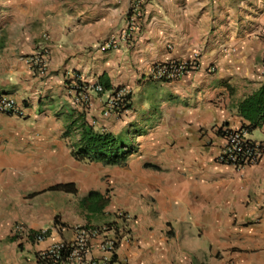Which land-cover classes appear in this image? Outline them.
<instances>
[{
	"label": "crops",
	"instance_id": "1",
	"mask_svg": "<svg viewBox=\"0 0 264 264\" xmlns=\"http://www.w3.org/2000/svg\"><path fill=\"white\" fill-rule=\"evenodd\" d=\"M131 4L0 1V94L24 107L27 124L15 130L14 117L0 115V264H39L37 253L72 240L70 222L81 219L63 201H73L88 228L123 232L113 264H264V155L243 171L215 162L217 129L247 125L238 104L264 86V0H146L127 31ZM41 47L47 58L39 73L28 58ZM194 54L195 71L153 78L156 64ZM75 76L128 90L124 126L99 128L134 146L124 165L72 158L65 118L75 105L66 80ZM90 97L89 122L92 102L106 94ZM247 137L264 141V123ZM68 183L76 194L49 190ZM24 186L33 189L21 194ZM90 191L108 199L99 213L80 206ZM53 212L63 223L50 227L41 218ZM16 224L29 235H14ZM38 232L47 238L31 241ZM101 258L93 239L88 259Z\"/></svg>",
	"mask_w": 264,
	"mask_h": 264
},
{
	"label": "built area",
	"instance_id": "2",
	"mask_svg": "<svg viewBox=\"0 0 264 264\" xmlns=\"http://www.w3.org/2000/svg\"><path fill=\"white\" fill-rule=\"evenodd\" d=\"M145 1L146 0H132L128 12L127 31L131 30L135 21L141 16V6ZM127 31L123 32L124 37L128 35ZM114 43L113 39L106 44V47L111 48ZM46 58L47 51L41 47L34 50L28 58V64L30 67L35 68L36 71H39V73H42L46 66ZM196 68L197 54H194V57L186 63L170 61L156 64L152 70V76L154 79L160 81L176 80L195 71ZM87 85L89 87L85 95H81L84 99L90 101V92H95L97 94L101 93L102 95L106 94L101 110V114L104 118L121 116L126 111L121 109L127 94H129L126 88L119 87L114 88L110 92H103L102 87L96 84V82ZM0 115L23 119L25 117V109L14 98L0 94ZM91 124L94 125L95 123L92 122ZM221 130L223 134L218 137L222 139V144L215 157V162L221 165L231 166L237 171H243L245 168L255 165L260 161L264 155V141L249 139L245 130L242 129L222 127ZM119 216L121 217L122 214L119 213ZM13 232L14 235L18 236L27 237L29 235V232L22 224H16L13 228ZM122 233V231L111 232V230L106 227H78L72 240L58 241L51 244L38 253L36 261L39 264H96V262L88 259V249L90 241L98 239V249L102 252L100 263L113 264L116 246ZM44 236V232L33 234V238L36 242L42 241Z\"/></svg>",
	"mask_w": 264,
	"mask_h": 264
},
{
	"label": "trees",
	"instance_id": "3",
	"mask_svg": "<svg viewBox=\"0 0 264 264\" xmlns=\"http://www.w3.org/2000/svg\"><path fill=\"white\" fill-rule=\"evenodd\" d=\"M68 97L72 100L75 107L69 111L65 118V137L74 136V142L71 144L72 158L81 163H101L105 166H122L128 157L136 152L134 146L125 145L112 133L99 130L95 125L88 121L90 113V101L84 99L87 88L86 83L81 82L78 77L67 81ZM103 92L113 90L104 79L96 80ZM102 95L101 93H99ZM130 94H127L122 110L130 108ZM127 101V102H126ZM239 115L248 123L242 126V130L250 133L264 123V86L256 92L243 99L238 104ZM228 127L223 124L217 129L216 135L223 134L221 128ZM50 191H61L69 194H76L77 190L73 183L57 184L49 188ZM108 204V199L97 191H90L80 200L81 208L91 212L99 213ZM118 232V230H116ZM31 241L34 239L30 238ZM38 253L35 255L37 258ZM37 260V259H36ZM113 261H115V256Z\"/></svg>",
	"mask_w": 264,
	"mask_h": 264
},
{
	"label": "rangeland",
	"instance_id": "4",
	"mask_svg": "<svg viewBox=\"0 0 264 264\" xmlns=\"http://www.w3.org/2000/svg\"><path fill=\"white\" fill-rule=\"evenodd\" d=\"M90 96H92V98L93 97L94 98H98L100 96V94H97L95 92H91L90 93ZM90 101H91V97H90ZM103 101H100L101 103L99 102V105L98 106L95 105L96 103L92 102V104H93V108H92L93 109V113H92V118H90V122L91 123L94 122L95 123V126L98 129L99 128H101V129H109V128H111L112 130H117V128L119 126H124V125H120V123H122L121 121L123 120L121 116H115V117L111 116L109 118H104L102 116V114H101V108H102V105H103ZM100 104H101V107H99ZM13 120L16 121V123H17L15 125L12 124V125H14L13 127H15V130L16 129H20L21 126H23L22 129H26L25 127L27 126V124L23 123V121H24L23 119H19V118H15L14 117ZM129 123H130V121H127V123H125V124H129ZM21 134H23V133H21ZM256 135H258V134H256ZM88 168H89V165H86V164L85 165H80V172H81V174L84 171H86ZM92 170H93V167H92ZM97 174L100 175L99 170H97ZM99 179L100 180H103V178L100 177V176H99ZM81 180H82V178H81ZM36 188H39V186H36ZM23 189L24 190L21 191V194H25L26 195L29 190H32L33 189V186H24ZM52 203L53 204H56L57 202L55 200H52ZM72 204H73V201H67V202L66 201H63V205H67V207L69 206L68 212L70 213V216L73 217V216L79 215V217L81 219V221L80 222H77L76 224L75 223L73 224L72 222H70L71 223V230H73L74 231V234H75V231H76V229L78 227L88 228V227H91V226H88L87 220L85 219L84 215L81 212L78 213L76 211H72V209H71ZM41 221L42 222L45 221L46 224L48 226H50V227H54V226H56L58 224H62L63 223V220H62L61 215H59V214H57L55 212H53L51 214H48L46 217H42L41 218ZM46 238H47V236L45 235L44 236V239L42 241H44ZM42 241H40V242H42Z\"/></svg>",
	"mask_w": 264,
	"mask_h": 264
}]
</instances>
